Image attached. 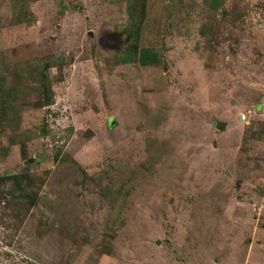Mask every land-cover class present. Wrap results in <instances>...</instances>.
<instances>
[{"label":"rangeland","instance_id":"rangeland-1","mask_svg":"<svg viewBox=\"0 0 264 264\" xmlns=\"http://www.w3.org/2000/svg\"><path fill=\"white\" fill-rule=\"evenodd\" d=\"M143 1L156 66L127 0H0V176L36 179L0 180V264H264V0Z\"/></svg>","mask_w":264,"mask_h":264},{"label":"trees","instance_id":"trees-1","mask_svg":"<svg viewBox=\"0 0 264 264\" xmlns=\"http://www.w3.org/2000/svg\"><path fill=\"white\" fill-rule=\"evenodd\" d=\"M140 3L143 8H146V3L143 0H127V11L128 16L130 18V22L127 26V33H128V39L132 38V43L130 42L129 45L125 48V50H128L127 53V59L128 61L133 62L139 61L140 64L144 66H156L162 61V55L158 48L152 47V46H141L140 43V27L144 20V9L141 8V10L137 9V3ZM59 56V58H62L60 61H63L64 55H55ZM54 61H49L46 66H44L43 73L35 80V83L38 84L40 90V103L43 105H50L53 103L54 94H53V88H52V82L49 79L48 71H49V65ZM1 82V81H0ZM21 95V89L18 88H1L0 86V103L3 104V109L0 111L1 116V122L7 123L8 115L11 112L16 111V107L14 102L20 98ZM12 127V123L10 124ZM6 153V151H5ZM13 180L16 187L18 189L21 188L22 179L26 183V185L30 186L34 184L35 177L32 179L27 173H21L17 175H11V176H0V180ZM35 199V198H34ZM33 200V198H32Z\"/></svg>","mask_w":264,"mask_h":264},{"label":"water","instance_id":"water-1","mask_svg":"<svg viewBox=\"0 0 264 264\" xmlns=\"http://www.w3.org/2000/svg\"><path fill=\"white\" fill-rule=\"evenodd\" d=\"M218 128H219L220 130H223V129H224V123H223V122L219 123V124H218Z\"/></svg>","mask_w":264,"mask_h":264}]
</instances>
